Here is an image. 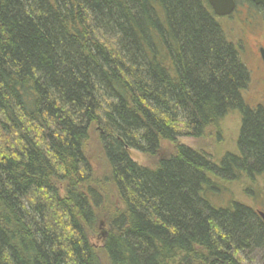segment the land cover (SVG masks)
<instances>
[{
  "label": "trees",
  "instance_id": "trees-1",
  "mask_svg": "<svg viewBox=\"0 0 264 264\" xmlns=\"http://www.w3.org/2000/svg\"><path fill=\"white\" fill-rule=\"evenodd\" d=\"M249 82L206 0H0V264H264L253 210L210 202L264 172ZM233 114L239 151L219 165L185 146L154 168L129 156Z\"/></svg>",
  "mask_w": 264,
  "mask_h": 264
},
{
  "label": "rangeland",
  "instance_id": "rangeland-1",
  "mask_svg": "<svg viewBox=\"0 0 264 264\" xmlns=\"http://www.w3.org/2000/svg\"><path fill=\"white\" fill-rule=\"evenodd\" d=\"M235 1L237 7L233 14L217 18V22L227 40L239 49L241 59L249 72L250 82L244 92L247 106L260 104L264 107V67L260 65L257 54L259 48L264 49V12L255 11L244 1ZM240 124V117L233 114L216 129L207 131L200 139L180 136L172 143L162 142L156 157L146 156L135 150H130L129 156L138 165L154 168L160 158H168L175 153L177 147L185 146L205 154L219 165L226 155L238 154ZM86 152L96 175H101L105 163L95 133L91 135ZM210 202L216 208L229 207L233 202L264 213V172L251 176L241 173L237 178L228 180L218 190H214ZM258 257L259 252L254 251L248 254V261L250 264H260Z\"/></svg>",
  "mask_w": 264,
  "mask_h": 264
},
{
  "label": "water",
  "instance_id": "water-1",
  "mask_svg": "<svg viewBox=\"0 0 264 264\" xmlns=\"http://www.w3.org/2000/svg\"><path fill=\"white\" fill-rule=\"evenodd\" d=\"M244 1H250L254 6L261 7L264 10V0H244ZM206 2L210 6L216 18L228 17L232 15L236 9L235 0H206ZM260 55L264 63V51H261ZM257 216L264 223V214L259 212Z\"/></svg>",
  "mask_w": 264,
  "mask_h": 264
},
{
  "label": "flooded vegetation",
  "instance_id": "flooded-vegetation-1",
  "mask_svg": "<svg viewBox=\"0 0 264 264\" xmlns=\"http://www.w3.org/2000/svg\"><path fill=\"white\" fill-rule=\"evenodd\" d=\"M261 51H264V49L263 48H259L258 50H257V54H258V59H259V63H260V65L262 66V67H264V63H263V60H262V58H261V55H260V52ZM249 107V109H250V111L251 112H253V113H257V112H261V113H264V107L262 106V105H255V106H253V107H251V106H248ZM240 119H241V117H240ZM242 124H243V118L241 119V124H240V129L242 128ZM247 176V175H246ZM256 215L260 212V213H263V212H261V211H259V210H257V211H253ZM264 214V213H263ZM260 219V218H259ZM261 220V219H260ZM261 222H262V220H261ZM263 223V222H262ZM263 225H264V223H263Z\"/></svg>",
  "mask_w": 264,
  "mask_h": 264
}]
</instances>
